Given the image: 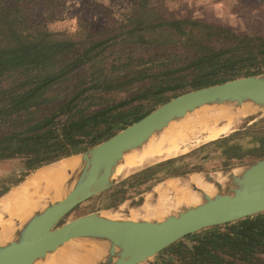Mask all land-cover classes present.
<instances>
[{
  "label": "trees",
  "instance_id": "obj_1",
  "mask_svg": "<svg viewBox=\"0 0 264 264\" xmlns=\"http://www.w3.org/2000/svg\"><path fill=\"white\" fill-rule=\"evenodd\" d=\"M37 1L0 0V160L18 158L27 172L96 145L183 92L264 72V10L252 13L264 0H234L242 28L175 14L172 0H130L112 29L65 38L31 17ZM243 133L206 145L240 162L263 157L264 133L242 150L235 139ZM162 251L181 264H264V212Z\"/></svg>",
  "mask_w": 264,
  "mask_h": 264
},
{
  "label": "water",
  "instance_id": "obj_2",
  "mask_svg": "<svg viewBox=\"0 0 264 264\" xmlns=\"http://www.w3.org/2000/svg\"><path fill=\"white\" fill-rule=\"evenodd\" d=\"M225 104H252L253 113L264 112V72L183 92L76 153L79 165L68 171L64 196L45 200L27 219L15 223L12 236L0 242V264H34L70 240L84 241L77 254L90 257L91 264H138L189 234L264 212L263 156L201 173L215 192L209 195L196 188L200 203L159 219L134 223L95 211L62 221L78 205L115 183L113 174L126 153L140 148L173 121ZM218 173L225 180H215L213 174ZM149 191L132 198L128 207L141 206ZM90 245H98L103 252L91 254Z\"/></svg>",
  "mask_w": 264,
  "mask_h": 264
},
{
  "label": "rangeland",
  "instance_id": "obj_3",
  "mask_svg": "<svg viewBox=\"0 0 264 264\" xmlns=\"http://www.w3.org/2000/svg\"><path fill=\"white\" fill-rule=\"evenodd\" d=\"M172 1L175 2H169V6L175 14L190 13L194 16L226 22L238 28L243 27L241 18L233 11L234 0ZM257 2L259 1L257 0ZM129 5L130 0H39L30 8V15L32 18L42 20L48 30L55 32L58 37L65 38L85 33L88 30L112 29L128 13ZM254 7L252 13L264 10V7ZM237 130L245 132L235 139L243 147L242 150L256 147L258 142L253 136L264 133V112L244 115L231 125L229 131L219 137ZM205 133V131H201L193 136L190 135L185 144L182 145L183 148L185 147L184 152L160 159L116 178L115 183L110 188L78 205L62 221L90 212H102L117 206L128 208V203L132 198L149 189L151 190L156 184L164 182L165 179H170L169 177L175 178L196 172H210L252 160L246 159L240 162L227 158L228 153L223 152L222 146L206 145L211 140L204 136ZM202 139H204L203 142ZM167 160H171V162L165 164L164 162ZM156 164L158 166L152 171L139 175V172L144 168ZM39 168L27 172L22 168L21 160L18 158L0 160V191H2L0 196L10 193L14 187L21 184ZM185 243L191 244L188 239L185 240ZM138 264H181V262L173 251H160Z\"/></svg>",
  "mask_w": 264,
  "mask_h": 264
},
{
  "label": "bare ground",
  "instance_id": "obj_4",
  "mask_svg": "<svg viewBox=\"0 0 264 264\" xmlns=\"http://www.w3.org/2000/svg\"><path fill=\"white\" fill-rule=\"evenodd\" d=\"M254 111L255 107L252 104L239 106L225 104L219 107L201 108L180 120L173 121L161 132L152 135L140 148L126 153L121 163L117 165L113 178H119L137 168L184 152L185 147L183 148L182 145L190 135L205 131L204 136L207 139H216L229 131L236 120ZM72 155L44 165L14 187L10 193L0 196V242L9 239L13 234L15 223L27 219L33 211L43 206L45 200H57L64 196L68 171L76 169L80 161L78 154ZM213 176H216L215 180H225V177L219 173ZM203 177L201 173L169 177L170 179L156 184L146 193L141 206L105 209L101 215L134 223L162 218L182 207L200 203V193L194 190L196 188L209 195L213 194L214 186L206 182ZM83 245L84 241L70 240L34 264H91L90 257L77 254ZM88 251L95 256L103 252L98 245H90Z\"/></svg>",
  "mask_w": 264,
  "mask_h": 264
}]
</instances>
